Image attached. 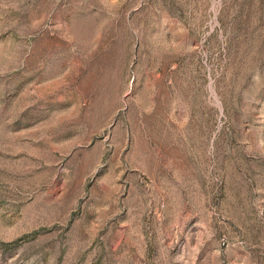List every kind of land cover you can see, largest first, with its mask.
Segmentation results:
<instances>
[{"label": "rangeland", "instance_id": "rangeland-1", "mask_svg": "<svg viewBox=\"0 0 264 264\" xmlns=\"http://www.w3.org/2000/svg\"><path fill=\"white\" fill-rule=\"evenodd\" d=\"M0 264H264V0H0Z\"/></svg>", "mask_w": 264, "mask_h": 264}]
</instances>
